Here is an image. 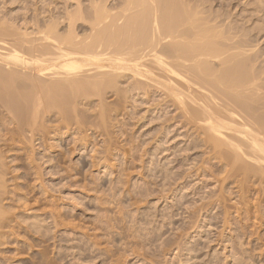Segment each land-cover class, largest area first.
Returning <instances> with one entry per match:
<instances>
[{
  "label": "rangeland",
  "instance_id": "1",
  "mask_svg": "<svg viewBox=\"0 0 264 264\" xmlns=\"http://www.w3.org/2000/svg\"><path fill=\"white\" fill-rule=\"evenodd\" d=\"M36 1L41 12L59 0ZM36 1L0 0V21L31 30ZM204 1L225 12L224 22L229 17L233 39L243 43L238 58L251 62L263 85L264 0ZM156 103L130 106L101 133L93 125L81 133L63 129L9 147L0 169L12 192L3 202L18 215L7 213L12 219L0 228L7 236L0 264H264V182L253 177L241 189L242 175L204 144L202 129L184 124L175 106L166 113L178 117L166 124ZM30 218L38 228H28Z\"/></svg>",
  "mask_w": 264,
  "mask_h": 264
},
{
  "label": "bare ground",
  "instance_id": "2",
  "mask_svg": "<svg viewBox=\"0 0 264 264\" xmlns=\"http://www.w3.org/2000/svg\"><path fill=\"white\" fill-rule=\"evenodd\" d=\"M191 1L59 0L41 12L36 1L31 30L27 23L0 21V42L5 45L0 51V146H8L0 148V160L14 143L57 136L65 129L81 133L92 125L101 133L121 111L157 101L162 115L175 106L182 109L184 124L202 129V143L210 144L229 169L242 175L241 189L253 177L263 183L262 75L253 71L250 59L238 58L244 51H238L241 45L233 39L237 30L231 29L232 35L229 17L225 22L226 15L222 17L225 12L208 9L204 0ZM57 3L64 5L60 11ZM84 20L85 28L79 24ZM27 21L25 17L22 22ZM167 113L166 124L176 121V113ZM5 172L0 171V228L10 223L8 214L17 211L6 210L9 203L3 202L12 192ZM38 223L32 220L28 228H38ZM1 230L0 245L7 237Z\"/></svg>",
  "mask_w": 264,
  "mask_h": 264
}]
</instances>
